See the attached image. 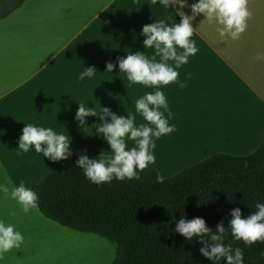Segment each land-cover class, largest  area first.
Masks as SVG:
<instances>
[{"label": "crops", "instance_id": "1", "mask_svg": "<svg viewBox=\"0 0 264 264\" xmlns=\"http://www.w3.org/2000/svg\"><path fill=\"white\" fill-rule=\"evenodd\" d=\"M195 2L187 0L180 11L193 16L190 6ZM248 8L252 14L248 27L236 40L221 38L218 25L202 14L193 16L192 38L199 51L178 70V79L185 80L188 73L191 78L183 89L175 84L162 88L175 131L156 141V162L149 168L159 179L218 153L249 155L264 143V0H248ZM157 19L171 25L180 16L172 13L169 19L151 0H27L0 21V182L10 181L11 187L24 180L33 189L46 175L73 161L79 148L99 155L110 151L95 129L111 118L99 112L108 108L126 118L128 110L135 113V100L153 90L130 85L117 62L137 52L151 58L154 50L144 49L142 27ZM108 62L115 65L112 73L106 72ZM89 66L97 73L78 80ZM78 102L96 106L99 114L86 117L82 125L76 119ZM136 122L144 123L139 114ZM25 123L69 135L72 154L53 162L34 149L19 152ZM10 211L16 215H8ZM0 219L24 236L21 247L4 253L0 264H57L61 233L71 240L81 236L83 242L95 235L59 225L38 205L25 214L2 194ZM114 253L108 264L115 260Z\"/></svg>", "mask_w": 264, "mask_h": 264}, {"label": "trees", "instance_id": "2", "mask_svg": "<svg viewBox=\"0 0 264 264\" xmlns=\"http://www.w3.org/2000/svg\"><path fill=\"white\" fill-rule=\"evenodd\" d=\"M27 0H0V21ZM99 154L79 148L71 162L33 185L38 208L48 219L77 232L95 234L116 244L112 264H226L213 262L201 248L215 243L223 225V243L244 252V264H264V243L245 247L231 237V212L247 217L264 203V143L253 153H218L177 175L161 180L155 169H145L132 181L97 186L78 168L80 156ZM202 218L210 232L191 241L175 231L180 219Z\"/></svg>", "mask_w": 264, "mask_h": 264}, {"label": "clouds", "instance_id": "3", "mask_svg": "<svg viewBox=\"0 0 264 264\" xmlns=\"http://www.w3.org/2000/svg\"><path fill=\"white\" fill-rule=\"evenodd\" d=\"M151 4L162 6L169 19L172 13H176L180 20L170 25L165 19H157L142 27L144 49L154 50L151 58L144 52H137L118 59L120 73L125 74L130 85L139 84L153 90L145 92L135 100V113L128 110L129 115L126 118L111 113L108 108H101L99 113L110 116L111 122L97 125L95 132L103 134L110 151H103L97 158L90 159L85 155L77 160L78 168L82 169L84 176L97 186L113 180L123 182L136 179L140 172L155 165L156 141L175 131V125L169 124L173 119V112L162 88L175 84L183 89L186 86L185 80L191 78V73H188L185 80L178 79V70L199 51L195 39L192 38L195 33L193 16L202 14L205 20L218 25L217 32L221 38L227 36L236 40L246 31L248 19L252 15L248 0H196L190 6L193 16L180 11L187 6V0H151ZM169 9H172L171 13ZM114 67L111 62L106 63V72L112 73ZM96 73L94 67H84L78 80L91 79ZM86 105L78 102L76 111V119L82 125L86 117L99 114L96 106L89 108ZM136 114L142 117L144 123L137 124ZM128 142H131V146ZM70 145L71 138L67 134L56 132L51 127L25 123L19 137L18 150L27 154L34 149L44 158L56 162L66 160L72 154ZM9 185L10 181L0 182V194L15 201L25 214L37 207L38 193L26 187L24 180L17 186ZM255 208L246 218L242 216L239 208L231 212V237L235 241H242L245 247L257 242L264 243V203H256ZM8 215L15 216L16 213L10 211ZM175 231L191 241L194 237L208 234L210 229L204 219L197 217L192 220L180 219ZM224 232V226L218 225L217 234L210 237L215 243L205 242L201 253L213 262L225 258L226 264H244L242 248L225 245L222 239ZM23 243L22 233L13 224H6L0 219V258L13 248L19 249ZM261 257L264 258V253H261Z\"/></svg>", "mask_w": 264, "mask_h": 264}, {"label": "rangeland", "instance_id": "4", "mask_svg": "<svg viewBox=\"0 0 264 264\" xmlns=\"http://www.w3.org/2000/svg\"><path fill=\"white\" fill-rule=\"evenodd\" d=\"M76 239H66L63 233L60 235V248L57 251V264H108L116 244L109 242L103 237L93 235L89 242ZM95 237V238H94Z\"/></svg>", "mask_w": 264, "mask_h": 264}]
</instances>
